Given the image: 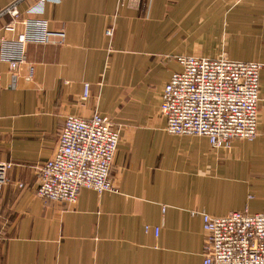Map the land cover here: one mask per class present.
I'll return each mask as SVG.
<instances>
[{
	"label": "crops",
	"instance_id": "obj_1",
	"mask_svg": "<svg viewBox=\"0 0 264 264\" xmlns=\"http://www.w3.org/2000/svg\"><path fill=\"white\" fill-rule=\"evenodd\" d=\"M14 1L0 0V12ZM39 1L22 0V16ZM40 18L65 44L27 45L18 73L0 63V162L11 165L0 264H203L202 213L264 214V68L254 141L214 150L206 137L168 133L161 113L178 57L264 65V0H47ZM5 23L0 37L19 40L24 25L11 34ZM96 112L119 133L115 191L44 203L37 167L54 156L67 116Z\"/></svg>",
	"mask_w": 264,
	"mask_h": 264
},
{
	"label": "built area",
	"instance_id": "obj_2",
	"mask_svg": "<svg viewBox=\"0 0 264 264\" xmlns=\"http://www.w3.org/2000/svg\"><path fill=\"white\" fill-rule=\"evenodd\" d=\"M21 1L0 12V18L6 19V33L24 25L19 40L0 37V63L7 62L12 73H18L24 64L27 45L65 44V32L50 30L40 18L47 0H40L28 11L32 18L22 16ZM120 1L138 5L142 0ZM112 35L113 30L107 31L108 37ZM178 62L182 70L171 76L161 95L168 133L206 137L214 150L230 149L235 139L254 141L259 136L260 74L264 65L200 56H181ZM89 95L90 85L86 84L83 98ZM113 128L110 118L99 112L90 118L67 116L54 156L37 167V195L44 203L74 205L83 188L99 194L115 191L111 170L119 133ZM10 167L0 162V199ZM201 216L206 238L203 264H264V214L243 211L224 217ZM158 232L155 229L156 235Z\"/></svg>",
	"mask_w": 264,
	"mask_h": 264
}]
</instances>
